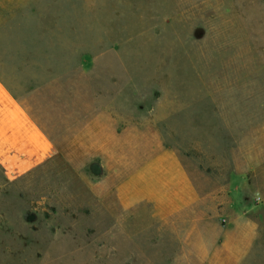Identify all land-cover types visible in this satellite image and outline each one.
Wrapping results in <instances>:
<instances>
[{"label": "rangeland", "instance_id": "rangeland-1", "mask_svg": "<svg viewBox=\"0 0 264 264\" xmlns=\"http://www.w3.org/2000/svg\"><path fill=\"white\" fill-rule=\"evenodd\" d=\"M0 65L69 86L70 136L114 105L200 194L157 220L59 157L0 168V264H264V0H0Z\"/></svg>", "mask_w": 264, "mask_h": 264}, {"label": "crops", "instance_id": "crops-1", "mask_svg": "<svg viewBox=\"0 0 264 264\" xmlns=\"http://www.w3.org/2000/svg\"><path fill=\"white\" fill-rule=\"evenodd\" d=\"M3 67L0 65V168L7 177L22 176L59 157L77 167L93 190L109 191L124 209L146 205L157 220L198 201L199 191L174 148L151 147L146 139L147 157L133 163V141L138 139H134L133 125L125 124L119 131L114 105L96 106L89 123L70 136L69 86L55 90L32 74V69L15 65L13 71L8 70L13 74L5 75ZM55 99L60 101L58 105ZM56 114L61 120L55 119Z\"/></svg>", "mask_w": 264, "mask_h": 264}, {"label": "clouds", "instance_id": "clouds-1", "mask_svg": "<svg viewBox=\"0 0 264 264\" xmlns=\"http://www.w3.org/2000/svg\"><path fill=\"white\" fill-rule=\"evenodd\" d=\"M257 199H258V201H259V199H260V196H259V194H257Z\"/></svg>", "mask_w": 264, "mask_h": 264}]
</instances>
